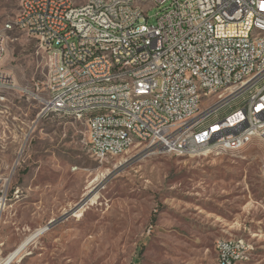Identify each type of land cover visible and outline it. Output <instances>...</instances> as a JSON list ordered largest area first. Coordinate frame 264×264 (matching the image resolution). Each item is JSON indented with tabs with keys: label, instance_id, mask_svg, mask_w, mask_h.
I'll use <instances>...</instances> for the list:
<instances>
[{
	"label": "rangeland",
	"instance_id": "rangeland-1",
	"mask_svg": "<svg viewBox=\"0 0 264 264\" xmlns=\"http://www.w3.org/2000/svg\"><path fill=\"white\" fill-rule=\"evenodd\" d=\"M20 2L0 0V31ZM161 9L148 10L149 24ZM5 33L1 65L17 89L0 91V260L92 191L96 203L80 205L12 264H220V237H244L253 245L246 264H264L263 138L240 151L188 156H139L146 148L135 143L101 163L85 121L39 116L46 56L25 32Z\"/></svg>",
	"mask_w": 264,
	"mask_h": 264
},
{
	"label": "built area",
	"instance_id": "built-area-1",
	"mask_svg": "<svg viewBox=\"0 0 264 264\" xmlns=\"http://www.w3.org/2000/svg\"><path fill=\"white\" fill-rule=\"evenodd\" d=\"M154 6L162 9L149 24ZM14 28L34 38L47 59L39 116L85 121L101 163L111 159L110 148L121 151L128 143L116 121L131 122L146 150L176 156L215 149L175 137L174 128L199 125L227 146L245 147L264 130L260 117L251 123L237 106L264 81V0H92L90 7L78 0H21L15 19L0 31V68L5 31ZM193 74L203 75L204 85H195ZM0 78L6 91L17 87L8 86L9 71ZM144 89H154L158 100L126 105L133 91ZM234 108L243 115L234 116ZM215 249L222 264H246L253 245L244 237H220Z\"/></svg>",
	"mask_w": 264,
	"mask_h": 264
},
{
	"label": "bare ground",
	"instance_id": "bare-ground-1",
	"mask_svg": "<svg viewBox=\"0 0 264 264\" xmlns=\"http://www.w3.org/2000/svg\"><path fill=\"white\" fill-rule=\"evenodd\" d=\"M137 3H144V0H136ZM80 7L92 6V0H78ZM107 59H114V52H107ZM0 76H8V71L0 68ZM128 81H135V74H128ZM193 82L195 85H204V78L201 74H193ZM8 86H16L15 78H8ZM5 81L0 78V91H6ZM17 87H15V90ZM29 91V90H28ZM24 92V91H23ZM30 92V91H29ZM33 93V92H31ZM259 93H264V81H257L253 85V90L249 91L244 99H237L239 105L244 106V116H247L251 123H258L260 117V125L264 127V101H259ZM193 97H202V90H193ZM158 93L154 89H144L133 91L131 97L126 98V105H137L145 101H157ZM43 111V103L41 110ZM243 115V108H234V116ZM116 128L122 131V137L128 140V143L122 146V150L117 148H110L108 150V157L114 158L126 152L135 143L143 145V135L137 129L133 128V124L129 121H116ZM175 137H183L186 141L199 142L201 146H208L215 150L224 151H240L245 148V145L227 146V141L221 140L216 133H202L199 125H189V131L185 132V128H174ZM259 137L264 139V130L259 131ZM138 145V144H137ZM90 152L92 156H96L98 151V144L96 142H89ZM96 203V197H92L90 204ZM79 204L76 208L79 209ZM75 210V211H76ZM74 214V213H73ZM81 215V210L75 216ZM49 229L48 225L36 228L27 235L10 253L0 260V264H12L19 261L24 254V250L37 238ZM219 250V249H218ZM220 254V250H219ZM222 264V257L219 258Z\"/></svg>",
	"mask_w": 264,
	"mask_h": 264
},
{
	"label": "water",
	"instance_id": "water-1",
	"mask_svg": "<svg viewBox=\"0 0 264 264\" xmlns=\"http://www.w3.org/2000/svg\"><path fill=\"white\" fill-rule=\"evenodd\" d=\"M149 152H150V150L148 149V150L144 151L143 153H141V155H139V156L147 155ZM136 159H137V158L135 157V158H133V159H131V160H126L125 163H121V164H120L119 166H117L112 172L109 173V175H108V180H109V178H111L112 176H114V175H116L117 173H119L120 171H122L127 165H129L131 162H133V161L136 160ZM100 187H102V186H97V188H100ZM95 188H96V187H95ZM91 192H92V191H91ZM91 192L88 193V194L86 195V197L83 198V199H82V200H81V201L75 206V208L71 210V212L66 213L64 216H62V217L59 218V219H54L53 221H51V222L48 224V227H49V228L53 227V226H54L56 223H58L59 221L63 220V219L66 218L67 216L73 214L74 211L76 210V208H77V206H78L79 204H81V205L87 204V203L92 199V197L94 196V194L91 193Z\"/></svg>",
	"mask_w": 264,
	"mask_h": 264
}]
</instances>
